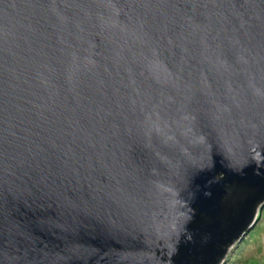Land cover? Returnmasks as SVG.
Wrapping results in <instances>:
<instances>
[{"label":"water","instance_id":"95a60500","mask_svg":"<svg viewBox=\"0 0 264 264\" xmlns=\"http://www.w3.org/2000/svg\"><path fill=\"white\" fill-rule=\"evenodd\" d=\"M263 203L264 0H0V264H212Z\"/></svg>","mask_w":264,"mask_h":264},{"label":"rangeland","instance_id":"374dc122","mask_svg":"<svg viewBox=\"0 0 264 264\" xmlns=\"http://www.w3.org/2000/svg\"><path fill=\"white\" fill-rule=\"evenodd\" d=\"M221 259L220 264H264V203L256 206L252 228Z\"/></svg>","mask_w":264,"mask_h":264},{"label":"trees","instance_id":"16d2710c","mask_svg":"<svg viewBox=\"0 0 264 264\" xmlns=\"http://www.w3.org/2000/svg\"><path fill=\"white\" fill-rule=\"evenodd\" d=\"M222 256H223V255H222ZM222 256H221V258H222ZM221 258H219L215 263H212V264H218V263L220 264V262H221V260H222Z\"/></svg>","mask_w":264,"mask_h":264},{"label":"snow or ice","instance_id":"6c2138e0","mask_svg":"<svg viewBox=\"0 0 264 264\" xmlns=\"http://www.w3.org/2000/svg\"><path fill=\"white\" fill-rule=\"evenodd\" d=\"M2 218H3V214L0 213V220H2ZM37 223H42V221H37Z\"/></svg>","mask_w":264,"mask_h":264},{"label":"clouds","instance_id":"9594fccd","mask_svg":"<svg viewBox=\"0 0 264 264\" xmlns=\"http://www.w3.org/2000/svg\"><path fill=\"white\" fill-rule=\"evenodd\" d=\"M259 206V205H258ZM255 209H256V206H255ZM254 219V218H253ZM253 223V222H252Z\"/></svg>","mask_w":264,"mask_h":264}]
</instances>
